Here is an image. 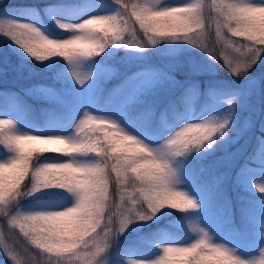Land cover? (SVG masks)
Segmentation results:
<instances>
[{
	"label": "clouds",
	"instance_id": "1",
	"mask_svg": "<svg viewBox=\"0 0 264 264\" xmlns=\"http://www.w3.org/2000/svg\"><path fill=\"white\" fill-rule=\"evenodd\" d=\"M111 3V12L75 23L53 17L61 35L15 21L0 22V34L38 63L62 59L78 85L90 75L82 62L109 48L148 52L185 43L238 78L264 57V3ZM224 103L233 106L236 98L228 96ZM229 131L230 116L211 115L181 123L150 145L110 117L87 110L66 135L19 131L12 120L0 119V146L8 153L0 160V249L9 264H109V251L130 226L151 221L164 209L188 214L199 208L180 187L175 161L211 149ZM253 187L264 196V183ZM45 196L60 199H39ZM30 198L35 204L26 207ZM49 204L60 206H42ZM186 224L194 235L188 244L157 243L153 259L125 258L124 264H264V244L244 258L202 226ZM260 228L264 240V222ZM17 232L35 254L25 256L6 242V234Z\"/></svg>",
	"mask_w": 264,
	"mask_h": 264
},
{
	"label": "trees",
	"instance_id": "2",
	"mask_svg": "<svg viewBox=\"0 0 264 264\" xmlns=\"http://www.w3.org/2000/svg\"><path fill=\"white\" fill-rule=\"evenodd\" d=\"M113 8L111 0H3L0 22H29L50 35H61L53 17L74 23L76 17ZM82 67L90 75L78 85L62 59L38 63L0 34L3 115L11 112L23 129L43 135L65 131L85 110L105 113L150 145L158 144L186 120L230 116L225 139L175 161L181 188L196 199L199 208L188 214L164 209L153 220L130 226L109 251V264L152 257L157 243H189L194 235L187 221L207 229L215 241L236 248L241 257L256 255L264 244L260 237L264 196L253 187L264 183V57L243 78L231 76L185 43L160 45L148 52L109 48L83 61ZM247 79H255L256 84L245 85ZM228 96L236 98L233 106L224 103ZM6 155L0 146V158ZM34 204L31 198L24 202L26 207ZM6 242L25 256L38 251L18 232L6 234Z\"/></svg>",
	"mask_w": 264,
	"mask_h": 264
},
{
	"label": "rangeland",
	"instance_id": "3",
	"mask_svg": "<svg viewBox=\"0 0 264 264\" xmlns=\"http://www.w3.org/2000/svg\"><path fill=\"white\" fill-rule=\"evenodd\" d=\"M185 1H182V2H179V4H181V3H184ZM85 18V16H83V17H76L75 19H74V23L75 22H78L79 20H82V19H84ZM244 84L245 85H247V84H256V80L255 79H247L245 82H244ZM6 109H0V119H3V118H5V119H10V120H12L13 122H14V127L17 129V130H19V131H25V132H29V131H27V130H25V129H23L22 127H21V124L19 123V121H18V118L13 114V115H10L11 114V112L10 113H6V114H4L3 115V113L2 112H6L5 111ZM88 112H90V113H93L94 115H99V116H106V117H108L105 113H100V112H93V111H89L88 110ZM9 114V115H8ZM83 114V112L69 125V127L65 130V131H62V132H57V133H46V134H43V135H47V134H62V135H66V134H68V133H70L71 131H72V127H73V125L76 123V121L81 117V115ZM7 116H9V117H7ZM194 121H199V120H194ZM185 122H192V121H190V120H186ZM183 123V122H182ZM180 125V124H179ZM179 125H177V126H175L174 127V129L176 128V127H178ZM31 133V132H30ZM138 137V136H137ZM140 138V137H139ZM141 139V138H140ZM7 156V155H6ZM6 156H4L3 158H0V160H3ZM181 187V186H180ZM172 244H181V245H185V244H188V243H183V242H180V243H172ZM159 249H157V251L155 252V254H154V256H152V257H148V258H141V259H138L139 261H147V260H151V259H153L154 257H156L157 255H159ZM3 250L2 249H0V264H6V261H7V259H5L3 256ZM136 260V259H135Z\"/></svg>",
	"mask_w": 264,
	"mask_h": 264
}]
</instances>
